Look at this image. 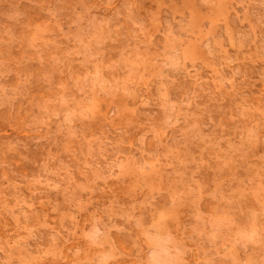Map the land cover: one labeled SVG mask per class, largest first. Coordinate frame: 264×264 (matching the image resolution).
Masks as SVG:
<instances>
[{
  "label": "rangeland",
  "instance_id": "1",
  "mask_svg": "<svg viewBox=\"0 0 264 264\" xmlns=\"http://www.w3.org/2000/svg\"><path fill=\"white\" fill-rule=\"evenodd\" d=\"M0 264H264V0H0Z\"/></svg>",
  "mask_w": 264,
  "mask_h": 264
}]
</instances>
